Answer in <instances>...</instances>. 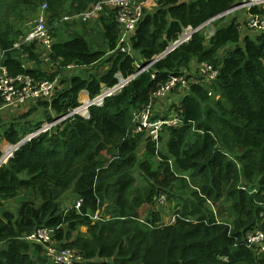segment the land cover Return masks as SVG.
<instances>
[{"label":"trees","instance_id":"trees-1","mask_svg":"<svg viewBox=\"0 0 264 264\" xmlns=\"http://www.w3.org/2000/svg\"><path fill=\"white\" fill-rule=\"evenodd\" d=\"M25 1L30 16L47 5L50 63L39 59L37 43L13 49L25 31L5 23L0 25V66L10 76L60 79L50 102L0 110V146H15L44 123L77 109L82 91L93 99L102 86L114 87L116 74L129 77L134 62L143 65L184 29H196L240 2L159 0L142 13L130 57L115 50V11L105 8L95 22H60L100 0ZM245 13L215 19L209 39L204 30L194 33L101 106L90 107L86 117H70L15 150L0 166V207L27 197L17 214L1 211L0 264H49L40 245L24 240L41 227L52 230L57 249L80 256L76 264H264V252L244 243L252 230L264 234L259 217L264 214V30L246 28ZM249 13L264 20V7ZM22 55L31 68H21ZM192 63L210 64L219 74L211 84L190 83L189 90L169 94L179 93L172 115L181 125L163 128L158 144L134 134L133 114L150 102L152 120L172 116L157 111L153 94L170 76L185 75L190 82ZM67 66L85 72L75 69L70 75ZM30 104L29 113L15 111L3 120L2 112ZM83 104L80 110L88 102ZM6 150L2 162L10 155ZM69 195L72 201L65 207ZM161 197L173 204L172 224L161 223ZM216 205L232 214L230 222L214 211Z\"/></svg>","mask_w":264,"mask_h":264},{"label":"built area","instance_id":"built-area-1","mask_svg":"<svg viewBox=\"0 0 264 264\" xmlns=\"http://www.w3.org/2000/svg\"><path fill=\"white\" fill-rule=\"evenodd\" d=\"M158 1L159 0H100L82 13L64 15L60 22H95L103 13L105 8L115 11V21L119 26L115 50L119 53L133 57L131 39L136 31L137 24L142 16V13H144V11H151L153 7L157 6ZM253 7H264V0H240L239 4L214 17L212 20L244 11L246 12L245 15L248 17L247 27L251 30L262 32L264 30V20L249 13ZM46 11L47 5L43 4L38 10V15L31 22L32 27L30 30L20 41L14 43L12 47L15 50L23 51L26 46L37 43L41 48L38 50L39 59L45 64H49V53L52 48L53 38L51 34L52 28H48L46 26ZM194 30L195 29L192 28L184 29V33H181L178 40L170 43L163 53L153 57L150 61L144 62L143 65L134 62L133 66L135 68V72L129 77L124 78L120 73L116 74L115 78L117 79V84L112 88H105L101 90L97 97L93 99L90 98L84 114L82 112H78V110L83 106L82 104L77 109L70 111L67 115L54 120L52 123L46 124V126L41 127L39 130L28 135L24 139L30 140L38 134L46 132L47 130L49 131L52 127L60 124V122L75 115L86 117L90 107L101 106L105 98L115 95L124 86H126L128 82L146 72L151 66L160 60V57L164 53L167 52V54H169L179 45L187 42ZM21 58V68L23 70L31 68L32 64L28 63L25 55H22ZM65 69L71 70L73 69V66H67ZM218 74V69L214 68L210 64L203 63L199 65L196 80L194 79L191 83L198 85L211 84L216 80ZM152 78H154V76ZM59 79L60 78L58 76L53 80L36 81L29 75L20 74L10 76L7 69L0 66V104H2L0 110L19 107L29 102H37L39 100L50 102L59 83ZM189 86L190 82L187 79V76H170L154 92L153 98H156V101H158L172 92L189 90ZM151 114V102L146 107L133 114V133L142 134L143 138L150 139L153 142H157V144L159 141V133L163 128L178 127L182 123L181 119L173 115L168 119L152 120ZM14 151L13 146L11 147L10 155L6 157V160L3 162L6 163V161L12 157ZM3 156L4 154L1 155L0 161ZM2 164H0V166ZM160 201L164 202V197H161ZM79 204L80 201L75 204L76 209L79 207ZM259 217L264 220L263 213H260ZM172 219L174 220V218ZM52 237V230L46 227H41L34 230L31 234L26 235L24 240L32 244L40 245L44 249V254L49 264H76L77 261L80 260V256L69 249H57L53 243ZM244 243L248 248L253 249L259 254L264 252V234L260 230H252L247 233Z\"/></svg>","mask_w":264,"mask_h":264},{"label":"rangeland","instance_id":"rangeland-1","mask_svg":"<svg viewBox=\"0 0 264 264\" xmlns=\"http://www.w3.org/2000/svg\"><path fill=\"white\" fill-rule=\"evenodd\" d=\"M44 4H46V3H44ZM11 5H13L16 9L13 8ZM26 11H27V9H26V1L25 0H0V25H4L5 23H9L10 25H12V28L15 30L23 28V31H25V34H26L30 30V28L32 27L31 22L34 20V16H35V14H33V16H30V14L27 13ZM237 13H242V12H237ZM212 21H214V20H212ZM210 24L212 25V23H210ZM208 26H209L208 29L211 28L210 32H212V27L210 25H208ZM203 30H204L205 36L209 37V31L207 32L206 29H203ZM61 34H63L64 39L68 38V36H67L68 32H64ZM90 35H88V37H87L88 40H91L93 38ZM95 35H96V33H95ZM94 43H99L98 37H95ZM75 69L78 71L81 70V69H77V68L71 69V71L69 72L70 75L72 74V71H74ZM84 72H85V70L83 67L79 73H80V75H83ZM168 97L169 96H167L165 99H163L161 101L164 102V100H168ZM170 97H172V96H170ZM214 98L217 100V99H219V96L216 95V96H214ZM179 99H180V97L177 98V100H179ZM80 104L82 105V103H80ZM164 104H165V102H164ZM172 105H174V103H172ZM28 106L29 107L25 108L24 110L22 108H19V109L14 110V111L8 110V112H6V111L2 112L3 120L7 121V120L12 119L14 116H16V115H11L15 111L23 112V113L24 112L29 113V110L33 108V104H30ZM84 112H85V110L82 113H84ZM23 113H20V114H23ZM32 116H34V115L32 114L31 117ZM46 124H48V123H44L41 127L46 126ZM8 147L11 150V147H13V146L9 145L5 142L1 143L0 150H1L2 154H4L6 151H8V150H6V148H8ZM162 149L163 150L165 149L164 145L162 146ZM26 197H27V194H22V195L18 196L17 198H14L12 200H8V201L4 202V205L2 207H0V215H1V211L4 209H8L9 211H12L14 214H17L19 203L21 201H23ZM71 201L72 200H71L70 195H69L68 197H66L64 199L63 205L65 207H67ZM261 207H263V206H261ZM162 209H163V211L165 210L164 211L165 215L161 216L162 217L161 223L166 224V225L172 224L174 222V220L172 219L173 215H174L173 214V204H168V203L164 202L162 205ZM214 211L215 212H219V211L222 212L223 213L222 217L224 219H226L227 222H230L233 218L232 214H230V212L224 206L216 205V206H214ZM80 232L85 233L86 229L81 228Z\"/></svg>","mask_w":264,"mask_h":264},{"label":"crops","instance_id":"crops-1","mask_svg":"<svg viewBox=\"0 0 264 264\" xmlns=\"http://www.w3.org/2000/svg\"><path fill=\"white\" fill-rule=\"evenodd\" d=\"M240 1V0H239ZM38 13V12H37ZM35 14V16H34V18L38 15V14ZM247 18V17H246ZM213 21H211V22H209V23H207V24H205V26L201 29V30H203V29H206V31L208 32L209 31V37H207V36H205V39L207 40V39H209L210 37H212L213 35H214V33H215V28L213 27V25H211L210 23H212ZM208 25H210L211 27H212V32H210V29H208L209 28V26ZM207 27V28H206ZM245 27L246 28H248L247 27V21H245ZM249 29V28H248ZM205 35V34H204ZM198 68H199V65H196L195 63H192L191 64V68H190V73H191V79H190V83L195 79L196 80V76H197V70H198ZM193 73V74H192ZM103 89H105V87H101V90H103ZM179 94V93H178ZM178 94L177 93H173V94H171V96L172 97H170V95L168 94L167 96H169L168 97V100H164V102H165V104H164V102L163 101H161V100H163V99H165L166 97H164V98H162L161 100H158V102H156V109H157V111L160 113V112H171V115L173 114L172 112L174 111V108H172V103H175L176 101H178L177 100V96H178ZM90 99V97H89V95H88V93L86 92V91H82L80 94H79V96H78V102H79V104L80 103H82L83 104V101H87L88 102V100ZM168 101V102H167ZM167 102V103H166ZM88 105V104H87ZM80 106H81V104H80ZM83 106H84V104H83ZM82 106V107H83ZM20 107V106H19ZM81 107V108H82ZM80 108V109H81ZM87 108V107H86ZM86 108H84V110L86 109ZM78 110V112H83L84 110ZM2 153V152H1ZM7 162V161H6ZM2 163H4L5 164V162H2V161H0V164H2ZM165 211V210H164Z\"/></svg>","mask_w":264,"mask_h":264},{"label":"water","instance_id":"water-1","mask_svg":"<svg viewBox=\"0 0 264 264\" xmlns=\"http://www.w3.org/2000/svg\"><path fill=\"white\" fill-rule=\"evenodd\" d=\"M212 21V19L211 20H209V21H207L206 23H204L203 25H201V26H199L198 28H196L195 30H194V32H193V34L194 33H196V32H198V31H200L204 26H205V24H207V23H209V22H211ZM192 34V35H193ZM191 35V36H192ZM167 54V52L166 53H164L161 57H160V59L163 57V56H165ZM26 141H28V140H26V139H24V140H22L20 143H18L17 145H15L14 146V150H17L21 145H23ZM15 152V151H14Z\"/></svg>","mask_w":264,"mask_h":264},{"label":"clouds","instance_id":"clouds-1","mask_svg":"<svg viewBox=\"0 0 264 264\" xmlns=\"http://www.w3.org/2000/svg\"><path fill=\"white\" fill-rule=\"evenodd\" d=\"M24 140V139H23ZM22 141V140H21Z\"/></svg>","mask_w":264,"mask_h":264}]
</instances>
